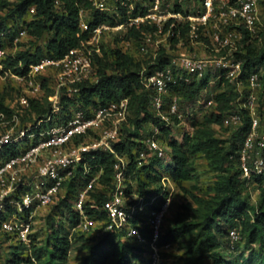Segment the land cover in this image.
I'll return each instance as SVG.
<instances>
[{
	"label": "built area",
	"instance_id": "built-area-1",
	"mask_svg": "<svg viewBox=\"0 0 264 264\" xmlns=\"http://www.w3.org/2000/svg\"><path fill=\"white\" fill-rule=\"evenodd\" d=\"M13 1V0H10ZM92 9L110 21L94 26L84 40L69 48L61 57L42 56L26 67L19 60V72L11 71L4 62L12 53L8 46H0V79L11 87L8 101L11 112L0 109V211L9 205L12 211L0 223V230L14 240L28 244L32 234V218L37 209L49 206L63 195V183L74 175L76 166L92 151L112 152V188L102 204L107 220H96L82 213L87 193L96 184L99 172L80 189L73 207L81 214L77 228L89 232L93 227L124 230L126 236L146 247L147 264H164L162 250L169 244H158L163 218L170 203V192L157 209L147 210L141 197L129 204L125 195V156H119L112 144L120 138L122 126L129 115L128 99L97 103L87 110L78 108L74 100L69 116L62 119L61 96L73 99L79 93L78 84L89 80L95 73L93 54H101L103 35L113 33L121 38L117 48L127 54L147 55L155 59L166 53L167 63L152 72H142L141 83L150 91V107L166 123L171 116L178 119L179 97L169 94L175 83L189 84L207 77V85L196 96L194 103L215 105L213 95L207 98V86L221 80L234 86L238 93L234 104L249 116V127L243 134L238 151L241 177L249 179L264 169V71L254 70L241 78V61L233 53L242 39L239 26L251 37L260 28L257 17L259 0H88ZM28 8V19L34 14ZM79 11L80 31L88 28L85 15ZM133 30L136 36L130 35ZM1 35H3L1 33ZM23 38L32 39L24 26H19L11 39L17 46ZM208 43H204V41ZM205 48L208 51H205ZM212 73V76L209 74ZM50 92L46 94V90ZM168 101L165 102V96ZM46 97L49 111L41 117L29 113L31 100ZM24 118V119H23ZM242 125L239 110H229L222 115L223 127ZM189 129L188 124L185 127ZM157 129L143 139L145 148L139 149L140 161L149 155L164 157L166 148L155 137ZM155 197L151 198L152 204ZM143 221L132 224L136 213ZM104 224V227L102 225ZM148 228L145 232L141 225ZM229 242L240 239L236 228L227 235ZM144 262V261H143ZM142 262V264H143Z\"/></svg>",
	"mask_w": 264,
	"mask_h": 264
},
{
	"label": "trees",
	"instance_id": "trees-1",
	"mask_svg": "<svg viewBox=\"0 0 264 264\" xmlns=\"http://www.w3.org/2000/svg\"><path fill=\"white\" fill-rule=\"evenodd\" d=\"M259 2L264 4V0ZM30 6L34 7L35 12L27 19ZM81 9L90 14L88 28L83 31L79 29ZM0 12L3 13L0 15V46L11 45L10 41L19 26L25 27L32 41L43 40L33 51L24 50L7 55L4 64L14 72L21 71L16 66L19 60L26 67L45 55L61 57L69 48L77 46L80 40L86 39L94 26L110 21L92 9L88 0H0ZM239 29L242 39L233 55L241 61V78H244L255 67L264 71V29L251 39L244 27L239 26ZM130 35L136 36L137 33L131 30ZM93 59L95 73L91 79L77 85L78 95L73 99L61 96V111L65 112L62 119L68 118L74 100L78 108L87 110L97 103L128 99L127 122L122 126L119 140L112 146L116 154L127 158L124 192L131 197L129 204L137 203V198L141 197L148 204L147 210L159 208L169 194L167 182L185 191L181 184L194 178L193 158L197 153L204 157L216 174L212 200L201 202L191 195L196 202L203 203L202 209L196 210L198 214L195 218L190 219L185 210H179L167 226L163 224L161 227L158 244L175 243L181 250L177 260L164 264H264V169L249 179L241 177L238 151L250 120L247 113L234 104L238 96L234 86L225 82L221 87V80L216 82L219 89L213 95L215 105L199 119L195 111L189 110L196 96L207 85V77L189 84H172L168 95L175 94L180 98L178 112L182 118L172 115L170 122L166 123L151 109L150 91L141 83L142 72L150 73L167 63L163 49L155 59L140 61L118 48L102 46L101 54L94 53ZM49 92L50 89H47L46 94ZM168 97L165 96V102ZM11 98V87L7 84L0 89V109L6 113L12 110L7 101ZM182 104L186 110L181 108ZM49 109L46 97L41 101H30L29 113L37 118ZM229 110L240 111L242 125L229 138L223 139L215 135L213 125L223 127L222 115ZM183 121L188 124V130L182 126ZM148 126L152 128L150 133L145 130ZM155 128L156 139L166 148L165 155L172 157L170 163L168 157L165 159L166 156L160 158L149 155L142 161L137 157L138 150L145 148L143 139L153 133ZM114 161L112 152L92 151L86 154L76 166L74 175L63 183V195L59 196L56 203L49 205L50 234L45 242L36 244L32 234L28 244L14 240L15 246L3 264H68L71 245L69 229H75L81 217L73 207L74 199L89 178L99 172L96 184L84 200L82 213L96 220H107L102 204L108 199L113 186ZM250 184L256 185L260 191L255 205L243 194ZM152 197H155L154 201L149 204ZM181 207L191 209L187 204ZM11 211L12 208L5 205L4 210L0 211V223ZM144 218L137 212L132 224L137 225ZM141 227L148 232L146 226L142 224ZM231 228H236L240 236L233 243L227 237ZM2 233L14 239L12 235ZM95 234L97 236L92 235V238L96 241L89 246L88 254L81 264H142L144 261L146 247L126 236L124 230L102 228L101 233Z\"/></svg>",
	"mask_w": 264,
	"mask_h": 264
},
{
	"label": "rangeland",
	"instance_id": "rangeland-1",
	"mask_svg": "<svg viewBox=\"0 0 264 264\" xmlns=\"http://www.w3.org/2000/svg\"><path fill=\"white\" fill-rule=\"evenodd\" d=\"M3 13L0 12V15ZM85 19L88 21L90 19V14L87 13L85 16ZM257 17L258 21L260 22V28L264 27V4L261 2H258L257 4ZM28 19V17H27ZM113 33H109V35H103L104 39L101 41L102 45L101 47H110V48H117L118 44L121 43V38L116 37L115 35H112ZM29 38H23L21 42L17 46L9 45L8 50H11L12 53L21 52L24 50H34V47L38 44H42L43 40L41 41H30ZM204 43H208L206 40ZM239 45V43H238ZM208 51L207 48H205V51ZM206 51V52H207ZM134 58L136 60L140 61H146L150 60L151 58L147 55H140L135 54ZM213 74L210 73L209 76H212ZM9 85V83L6 80L0 79V89L5 86ZM225 84V83H224ZM231 85V84H230ZM216 83L209 84L207 86V98H211L212 95L216 93L217 89ZM219 89V88H218ZM191 107L189 111H195L197 113V116L199 119L202 117V115L205 112L211 111L214 107V105H204V104H196L193 102L191 104ZM181 108L183 110H186V107L182 104ZM182 126L185 128L186 123H182ZM213 128L215 130V135L227 139L231 136L232 132L236 129V127H228L223 128L219 127L217 125H213ZM175 129V127H174ZM146 133L152 132L151 127L145 128ZM152 134V133H151ZM168 155V154H167ZM165 155V159L167 158V161L171 162V155L167 156ZM193 164H194V178L190 181L183 182L181 186L185 188V191L177 186H175L173 183L167 182V187L170 192V203L167 208V211L164 216L163 224L164 226H167L173 217V215L179 211V210H185V214L188 218L192 219L195 218L198 214L196 210L202 209V201H210L214 198V186L216 183V174L215 172L208 166L207 161L204 159V157L197 153L195 154L193 158ZM244 195L248 196V199L252 205L257 204L260 191L256 187V185H248L246 189L243 192ZM191 195H195L201 202L198 203L191 197ZM190 205L191 209H185L182 208V205ZM50 210L49 206L41 207L36 210L33 218H32V236L33 241L36 242V244L41 245L45 242L48 235L50 234V220L48 219V212ZM163 226V225H162ZM99 230L97 226L93 229H91L88 233H81L78 231L77 227L75 229H69L68 237L70 238V249L68 251V264H81L83 258L88 254L89 246L92 245L96 239L92 238V235H96L95 233ZM97 236V235H96ZM14 239H12L10 236L0 232V264H3L4 259L8 256V254L12 251L14 248ZM240 247L242 248V243L240 244ZM181 254V250L179 249L178 245L175 243H172L167 248H164L162 250V257L165 263H172L174 260H177V257ZM148 259L145 258L143 264H147Z\"/></svg>",
	"mask_w": 264,
	"mask_h": 264
}]
</instances>
